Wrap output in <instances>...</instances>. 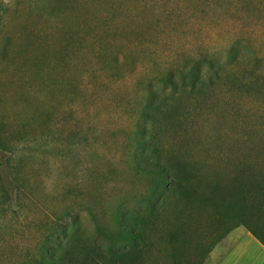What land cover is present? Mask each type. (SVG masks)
<instances>
[{
    "label": "rangeland",
    "instance_id": "obj_1",
    "mask_svg": "<svg viewBox=\"0 0 264 264\" xmlns=\"http://www.w3.org/2000/svg\"><path fill=\"white\" fill-rule=\"evenodd\" d=\"M257 175L264 0H0V264H212Z\"/></svg>",
    "mask_w": 264,
    "mask_h": 264
},
{
    "label": "crops",
    "instance_id": "obj_2",
    "mask_svg": "<svg viewBox=\"0 0 264 264\" xmlns=\"http://www.w3.org/2000/svg\"><path fill=\"white\" fill-rule=\"evenodd\" d=\"M241 208V223L226 237L231 241L229 246L220 254L214 242L204 260L212 264H264V180L244 198Z\"/></svg>",
    "mask_w": 264,
    "mask_h": 264
},
{
    "label": "trees",
    "instance_id": "obj_3",
    "mask_svg": "<svg viewBox=\"0 0 264 264\" xmlns=\"http://www.w3.org/2000/svg\"><path fill=\"white\" fill-rule=\"evenodd\" d=\"M259 174V173H258ZM244 177V176H243ZM257 179H256V178ZM240 178L242 179L241 181L243 182L245 180V178L243 179L242 176H240ZM251 177H248L247 180L245 181V185L248 186V191L245 192L243 198L241 199L244 200V198L259 184L264 180V176H254V178L250 179ZM234 182H238V178H236V176L234 177V179L232 180ZM241 182V183H242ZM238 190H235V192ZM232 191H229V195H228V200H230V202L228 203L229 205L232 204L231 208H234V206L236 205V199H240L236 196V194H232ZM240 196V195H239ZM200 203V202H198ZM202 204H207V205H211V204H215L214 199H206V201ZM235 218V217H234ZM241 223V219L238 223H236L233 227L231 228H235L237 227L239 224ZM123 233H125V231L122 230ZM215 241L211 242V245H214ZM47 246V245H46ZM45 245L42 247V251L40 253H37V257L33 258L31 257V255L27 258V259H23L21 264H64V258H65V254H66V250H62V252H59L58 254H55L53 251H49V249L46 247ZM105 248V261L107 260L109 262V264H131L132 262V257H130L129 255H126L124 252L126 251L124 248L126 246L123 245V248L121 247V249H118L116 244L114 243H109L106 246H103ZM102 248V246L98 245V244H94L93 245V249L97 250ZM121 253L120 257L117 259L116 258V253ZM89 253L85 251L84 255L82 256L83 261L78 262L77 260H75V262L71 263V264H87L85 260L89 259V257H87L86 255H88ZM91 255V254H90ZM92 258L93 262H90V264H102L100 262V258L95 255L90 257Z\"/></svg>",
    "mask_w": 264,
    "mask_h": 264
}]
</instances>
